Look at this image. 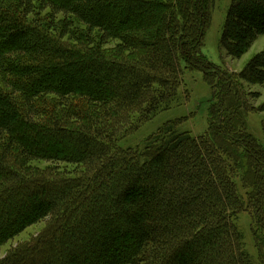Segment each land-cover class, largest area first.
Returning a JSON list of instances; mask_svg holds the SVG:
<instances>
[{"label": "trees", "instance_id": "obj_1", "mask_svg": "<svg viewBox=\"0 0 264 264\" xmlns=\"http://www.w3.org/2000/svg\"><path fill=\"white\" fill-rule=\"evenodd\" d=\"M211 7L0 0V247L43 226L0 264H264V145L246 124L264 102L249 109L246 96H259L239 85L264 84V52L236 75L217 72L201 54ZM75 23L113 52L63 43ZM227 27L221 44L239 59L264 36V0H231ZM185 70L211 80L206 132L193 136L176 120L121 147L180 105ZM46 96L65 108L60 118L40 113L37 103L55 107ZM244 212L257 262L236 225Z\"/></svg>", "mask_w": 264, "mask_h": 264}, {"label": "rangeland", "instance_id": "obj_2", "mask_svg": "<svg viewBox=\"0 0 264 264\" xmlns=\"http://www.w3.org/2000/svg\"><path fill=\"white\" fill-rule=\"evenodd\" d=\"M210 2L212 3V7L210 9V23L204 34L201 54L214 65L217 72L236 75L255 55L264 52V36L257 37L250 49L239 59H234L228 56L225 49H223L221 39L224 32L227 31V36L229 33L228 27L226 28V18L231 0H210ZM71 31L72 38L66 37L62 42L70 46L73 50H78L79 48L83 49V47H86L89 51L98 49L100 52L104 51L107 54L113 52L114 50L113 46H111L112 44L97 48V31L89 34L85 26L76 23L73 25ZM205 75L206 74L203 71L185 70L183 72V76L181 77L179 86V93L182 97L180 105L157 114L151 121L141 125L138 130L123 140L120 143V146L123 148L139 147L147 137L156 134L157 130L164 124L176 120L183 121L178 127L179 130L187 131L193 136L204 134L207 130L208 109L211 104L213 105L216 103V99L213 95V88L210 85L211 80L205 79ZM207 76L208 75H206V77ZM42 77L44 78L46 76ZM60 78L71 85L74 84L68 76H61ZM78 78L80 80H84L85 76L83 75ZM209 79H214L213 75H209ZM96 85L103 87V85L98 81ZM239 85L241 94H243L244 97L251 93L259 96L258 98L246 96L249 109L251 107H257L259 104L264 102V84L259 86L248 85L247 83L240 82ZM45 100L53 102L56 101V98L54 96H46ZM53 103L55 104L54 109L49 107V109H47L45 108L47 106L46 104L37 103L39 106L38 109L40 113L45 116L53 114L56 118H60V114L63 113L65 108L60 106L58 102ZM47 111L49 112L46 113ZM246 124L248 133L264 145V113H254L249 111L247 113ZM44 165L45 164H41L40 166ZM240 192L241 194H244L241 189ZM236 225L238 230L243 235L244 249L253 261L257 262L259 253L254 241L253 222L250 215L246 212L240 213L236 220ZM42 227L41 223L29 227L11 242L7 243L3 247H0V259L4 258L10 248H14L18 244L24 243L32 237L37 236Z\"/></svg>", "mask_w": 264, "mask_h": 264}]
</instances>
